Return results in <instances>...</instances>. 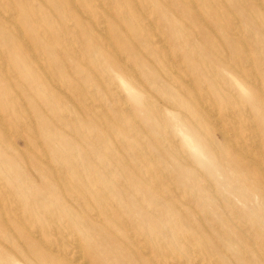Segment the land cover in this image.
<instances>
[{
    "label": "rangeland",
    "instance_id": "1",
    "mask_svg": "<svg viewBox=\"0 0 264 264\" xmlns=\"http://www.w3.org/2000/svg\"><path fill=\"white\" fill-rule=\"evenodd\" d=\"M72 1L0 0V264H68L77 243L98 264H197L207 255L213 264L260 263L251 241L264 246V0ZM188 243L205 252L189 256Z\"/></svg>",
    "mask_w": 264,
    "mask_h": 264
},
{
    "label": "bare ground",
    "instance_id": "2",
    "mask_svg": "<svg viewBox=\"0 0 264 264\" xmlns=\"http://www.w3.org/2000/svg\"><path fill=\"white\" fill-rule=\"evenodd\" d=\"M55 1H57V0H55ZM71 1H72V0H71ZM89 1H90V0H89ZM92 1H93V0H92ZM95 1H96V0H95ZM100 1H101V0H100ZM135 1H136V0H135ZM162 1H163V0H162ZM239 1H240V0H239ZM242 1H244V0H242ZM259 1H260V0H259ZM5 2H6V1H5ZM11 2H12V1H11ZM72 2H73V4L76 5V3H74V1H72ZM78 2H79V1H78ZM86 2L88 3L87 0H86ZM192 2H193V0H192ZM36 3H37V2H36ZM36 3H35V4H36ZM58 3H59V2H58ZM81 3H82V2H81ZM81 3L78 4V6L81 5V7H82V4H81ZM100 3H101V2H100ZM216 3H217V2H216ZM223 3H224V2H223ZM260 3H261V1H260ZM260 3H259V4H260ZM4 4H5V3H4ZM73 4H72V5H73ZM88 4H89V3H88ZM106 4H107V3H106ZM112 4H113V3H112ZM112 4H110V6H111ZM147 4H148V3H147ZM147 4H146V5L144 4V5H145L146 7H148ZM244 4H245V3H244ZM244 4H243V5H244ZM32 5H33V4H32ZM36 5H37V4H36ZM49 5H50V4H49ZM54 5H56V3H54ZM58 5H59V4H58ZM160 5H161V4H160ZM169 5H170V4H169ZM169 5H168V6H169ZM221 5H222V4H221ZM260 5H261V4H260ZM60 6H61V5H60ZM84 6H85V5H84ZM93 6H94V5H93ZM97 6H98V4H97ZM100 6H102V3L99 4V7H100ZM110 6H109V7H110ZM136 6H137V4H136ZM150 6H151V5H150ZM263 6H264V5H263ZM41 7H42V6H41ZM49 7H51V5H50ZM113 7H114V5H113ZM138 7H139V5H138ZM138 7H137V8H138ZM191 7H193V6H191ZM202 7H203V6H202ZM245 7H247V6L245 5ZM261 7H262V6H261ZM66 8H67V7H66ZM71 8H72V7H71ZM77 8H79V7H77ZM194 8H196V7L194 6ZM218 8H219V7H218ZM218 8H216V9H218ZM254 8H255V7H254ZM254 8H253V9H254ZM2 9H3V8H2ZM2 9H1L0 11H2ZM29 9H30V8H29ZM84 9H85V8H84ZM84 9H83V10H84ZM103 9H104V8H103ZM107 9H108V8H107ZM196 9H197V8H196ZM70 10H71V9H70ZM110 10H111V7H110ZM134 10H135V9H134ZM134 10H133V11H134ZM147 10H148V9H146V11H147ZM149 10L151 11V9H149ZM254 10H255V9H254ZM11 11H12V10H11ZM20 11H21V8H20ZM66 11H67V10H66ZM71 11H72V10H71ZM73 11L75 12V9H73ZM79 11H80V9H79ZM85 11H86V9H85ZM93 11H94V10H93ZM105 11H106V10H105ZM107 11H108V10H107ZM137 11H138V10H137ZM139 11H140V10H139ZM154 11H155V10H154ZM255 11H256V10H255ZM8 12H9V11H8ZM54 12H55V11H54ZM69 12H70V11H69ZM88 12H89V11H88ZM256 12H257V11H256ZM2 13H3V12H2ZM9 13H10V12H9ZM36 13H37V11H36ZM55 13H56V12H55ZM70 13H71V12H70ZM70 13H68V14H70ZM80 13H82V11H80ZM83 13H85V12L83 11ZM89 13H90V12H89ZM89 13H88V14H89ZM112 13H113V12H112ZM170 13H171V12H170ZM228 13H229V12H228ZM14 14H15V13H14ZM14 14H13V15H14ZM90 14H91V13H90ZM109 14H110V13H109ZM119 14H120V13H119ZM142 14H143V13H142ZM186 14H187V13H186ZM10 15H11V13H10ZM10 15H8V16L6 15L7 19H9V16H10ZM16 15H17V14H16ZM81 15H82V14H81ZM86 15H87V12H86ZM123 15H124V14H123ZM134 15H135V14H134ZM165 15H166V14H165ZM165 15H164V17H165ZM257 15H259V14H257ZM261 15L263 16V13L260 14V16H261ZM14 16H15V15H14ZM14 16H13V17H14ZM70 16H71L73 19H74V18L76 19V16H75V15H73V16L70 15ZM94 16H95V15H94ZM102 16H103V15H102ZM125 16H126V15H125ZM135 16H137V15H135ZM168 16H169V15H168ZM11 17H12V16H11ZM13 17H12V19H14ZM59 17H60V16H59ZM62 17H63V16H62ZM99 17H101V15H100ZM103 17H104V16H103ZM123 17H124V16H123ZM156 17H157V16H156ZM234 17H236V16H233V19H234ZM255 17H257V16H255ZM17 18H18V17H17ZM53 18H54V17H53ZM65 18L68 19L67 17H65ZM65 18H63V20H64ZM77 18H78V17H77ZM94 18H95V17H94ZM180 18H181V17H180ZM15 19H16V18H15ZM38 19H39V18H38ZM57 19H58V18H57ZM75 19H74L73 21H76V22H77L78 20H75ZM90 19H91V18H90ZM101 19H102V18H101ZM117 19H118V18H117ZM141 19H142V18H141ZM154 19H155L154 21L156 22V18H154ZM157 19H158V18H157ZM16 20H17V19H16ZM36 20H37V19H36ZM58 20H59V19H58ZM69 20H71V19H69ZM88 20H89V19H88ZM102 20H103V19H102ZM105 20H107V19H105ZM121 20H122V19H121ZM177 20H178V19H177ZM203 20H204V18H203ZM203 20H202V21H203ZM262 20H263V19H262ZM10 21H12V20H10ZM41 21H42V19H41ZM41 21H40V22H41ZM59 21H60V20H59ZM71 21H72V20H71ZM90 21H91V20H90ZM97 21H99V18H98ZM100 21H101V20H100ZM103 21H104V20H103ZM119 21H120V20H119ZM139 21H140V19H139ZM139 21H138V23H139ZM2 22H3V21H2ZM12 22H13V21H12ZM15 22H16V21H15ZM37 22H38V21H37ZM60 22H61V21H60ZM163 22H164V20H163ZM237 22H238V21H237ZM237 22H236V23H237ZM0 23H1V22H0ZM6 23H7V22H6ZM43 23H44V22H43ZM46 23H47V22H46ZM46 23H44V24H46ZM54 23H55V22H54ZM54 23H53V24H54ZM65 23H66V21H65ZM65 23H64V24H65ZM69 23H70V21H69ZM78 23H79V22H78ZM83 23H84V22H82V24H83ZM85 23H86V22H85ZM91 23H92V22H91ZM91 23H90V24H91ZM97 23H99V25H100L102 22H101V23H100V22H97ZM141 23H142V22H141ZM149 23H150V22H149ZM179 23H180V22H178V24H179ZM212 23H213V22H212ZM2 24H3V23H2ZM15 24H16V23H15ZM19 24H20V22H19ZM21 24H22V23H21ZM21 24H20V25H21ZM41 24H42V23H41ZM58 24H59V23H58ZM79 24H81V23H79ZM93 24H94V23H93ZM104 24H106V23L104 22ZM122 24H123V23H122ZM238 24H239V23H238ZM261 24H262V22H261ZM261 24H260V25H261ZM23 25H24V24H23ZM50 25H51V24H50ZM50 25H49V26H50ZM69 25H71V24H69ZM72 25H73V24H72ZM75 25H76V24H75ZM95 25H96V24H95ZM145 25H146V23H145ZM156 25H157V24H156ZM160 25H161V24H160ZM160 25L158 24L157 27L159 28ZM243 25H244V24H243ZM8 26L10 27V25H8ZM16 26H17V24H16ZM27 26H28V25H27ZM49 26H48V28H49ZM53 26H56V25H53ZM63 26H64V25H63ZM90 26H91V25H90ZM100 26H102V25H100ZM161 26H162V25H161ZM181 26H183V25H181ZM226 26H227V25H226ZM18 27H19V26H18ZM23 27H24V26H23ZM67 27H68V26H67ZM67 27H66V28H67ZM73 27H74V26H73ZM73 27H72V29H73ZM94 27H95V26H94ZM96 27H97V26H96ZM102 27H106V26H102ZM151 27H152V26H151ZM183 27H185V26H183ZM187 27H188V26H187ZM236 27H237V26H236ZM236 27H235V28H236ZM262 27H263V26H262ZM55 28H56V27H55ZM66 28H64V29H66ZM97 28H98V27H97ZM130 28H131V27H130ZM237 28H238V27H237ZM56 29H58V28H56ZM59 29H60V27H59ZM59 29H58L57 31H59ZM62 29H63V28H62ZM74 29H75V28H74ZM98 29H99V28H98ZM100 29H101V28H100ZM103 29H105V28H103ZM159 29H161V28H159ZM186 29H187V28H186ZM37 30H38V29H37ZM39 30H40V29H39ZM83 30H84V29H83ZM124 30H125V29H124ZM144 30H145V29H144ZM150 30H151V29H150ZM150 30H149V31H150ZM152 30H153V29H152ZM235 30H236V29H235ZM240 30H241V27H240L239 31H240ZM42 31H43V30H42ZM62 31H63V30H62ZM62 31H61V32H62ZM67 31H68V29H67ZM74 31H75V30H74ZM74 31H72V32H74ZM76 31H77V29H76ZM97 31H98V30H97ZM147 31H148V30H147ZM161 31H162V29H161ZM161 31H160V33H161ZM187 31H189V29H188ZM232 31H233V30H232ZM247 31L249 32V30H247ZM20 32H21V31H20ZM32 32H33V31H32ZM37 32H38V31H37ZM50 32H51V31H50ZM65 32H66V31H65ZM68 32H70V31H68ZM236 32H237V31H236ZM13 33H14V32H13ZM23 33H24V32H22V34H23ZM33 33H34V32H33ZM44 33H45V34L48 33V31H46V28H45ZM51 33H52V32H51ZM62 33H64V32H62ZM88 33H89V32H88ZM103 33H104V30H103ZM151 33H152V34H156V33H154L153 31L150 32V34H151ZM162 33H163V32H162ZM189 33H191V31H189ZM192 33H193V32H192ZM192 33H191V34H192ZM237 33H238V32H237ZM262 33H264L263 30H262ZM17 34H18V33H17ZM20 34H21V33H20ZM20 34H19L18 37H20ZM22 34H21V35H22ZM52 34H53V33H52ZM54 34H55V33H54ZM54 34H53V35H54ZM64 34H65V33H64ZM64 34H63V35H64ZM106 34H107V33H106ZM163 34H165V33H163ZM235 34H236V33H235ZM238 34H239V33H238ZM253 34H254V33H253ZM33 35H34V34H32L31 37H35V36H33ZM46 35H47V34H46ZM48 35H49V34H48ZM48 35H47V36H48ZM55 35H56V34H55ZM63 35H62V36H63ZM66 35H68V33H67ZM66 35H65V36H66ZM73 35H74V33H73ZM75 35H76V33H75ZM77 35H78V34H77ZM240 35H241V34H240ZM37 36H38V35H37ZM95 36H96V34H95ZM106 36H107V35H106ZM106 36H105V37H106ZM108 36H109V34H108ZM149 36H150V35H149ZM152 36H155V35H152ZM181 36H182V35H181ZM218 36H219V35H218ZM241 36H242V35H241ZM247 36H248V37L250 36V38H251V36H254V35H250V34L248 35V34H247ZM24 37H25V35H24ZM31 37H30V38H31ZM51 37H52V35H51ZM56 37H57V35H56ZM73 37H74V36H73ZM96 37L98 38V36H96ZM111 37H112V36H111ZM111 37L109 36V38H111ZM161 37H162V36H161ZM173 37H174V36H173ZM261 37L264 38V36H261ZM66 38H67V37H66ZM76 38H77V37H76ZM149 38H151V37H149ZM179 38H180V37H179ZM4 39H5V38H4ZM20 39H22V38H20ZM20 39H19V40H20ZM24 39H25L24 41H27L26 38H24ZM32 39H33V38H32ZM49 39H50V37L48 38V41H49ZM51 39H52V38H51ZM54 39H55V38H54ZM57 39H58V37H57ZM59 39H60V36H59ZM69 39H70V38H69ZM74 39H75V38H74ZM89 39H90V38H89ZM98 39L100 40V38H98ZM55 40H56V39H55ZM79 40H81L80 37H79ZM92 40H93V38H92ZM103 40H104V39H103ZM114 40H115V39H114ZM163 40H164V39H163ZM215 40H216V39H215ZM24 41H23V42H24ZM35 41H36V40H35ZM58 41H59V40H58ZM58 41H55V42L58 43ZM63 41H64V40H63ZM63 41H62V43H63ZM81 41H82V40H81ZM81 41H80V42H81ZM115 41H116V40H115ZM152 41H153V39H152ZM158 41H159V40H158ZM158 41H157V42H158ZM165 41H166V40H164V42H165ZM216 41H217V40H216ZM21 42H22V41H21ZM31 42H32V41H31ZM44 42H45V41H44ZM72 42H73V41H72ZM74 42H75V41H74ZM80 42L78 41V43H80ZM82 42H83V43H86V41H85V42L82 41ZM99 42H100V41H99ZM102 42H103V41H102ZM108 42H109V41H108ZM155 42H156V41H155ZM159 42H160V41H159ZM161 42H162V41H161ZM161 42H160V43H161ZM166 42H167V41H166ZM166 42H165V44H166ZM217 42H218V41H217ZM60 43H61V42H60ZM70 43H71V42H70ZM240 43L243 44L242 41H240ZM25 44H27V42H25ZM32 44H33V43H31V45H32ZM37 44H38V43H37ZM66 44L68 45V42H67ZM109 44H111V43H109ZM251 44H252V42H251ZM27 45H28V44H27ZM27 45H25L26 48H27ZM33 45H34V44H33ZM63 45H64V44H63ZM61 46H62V45H61ZM70 46H71V44H70ZM73 46H74V45H73ZM110 46H112V45H110ZM247 46H248V45H247ZM29 47H30V46H29ZM29 47H28V48H29ZM62 47H63V46H62ZM66 47L68 48V46H66ZM168 47H169V45H168ZM28 48H27V49H28ZM30 48H31V47H30ZM32 48H33V47H32ZM49 48H50V46H49ZM67 48H66V49H67ZM73 48H75V47H73ZM77 48H78V46H77ZM57 49H58V48H57ZM68 49L70 50V47H69ZM30 50H31V49H30ZM41 50H42V48H41ZM58 50H59V49H58ZM58 50H57V56H58V54L60 53V52H58ZM69 50H68V51H69ZM113 50H114V49H112L111 52H112ZM158 50H160V48H159ZM158 50H157V51H158ZM244 50H245V49H244ZM39 51H40V49H39ZM85 51H86V50H85ZM109 51H110V50H109ZM215 51H217V50H215ZM2 52H3V51H2ZM30 52H31V51H30ZM69 52H71V51H69ZM75 52H76V51H75ZM242 52H243V51H242ZM244 52H245V51H244ZM256 52H257V51H256ZM0 53H1V51H0ZM61 53H62V52H61ZM61 53H60V54H61ZM86 53H87V51H86ZM94 53H95V52H94ZM94 53H93V55H95ZM114 53H115V52H114ZM160 53H161V52H160ZM40 54H41V53H40ZM55 54H56V51H55ZM117 54H118V53H117ZM165 54H166V53H165ZM216 54H217V53H216ZM234 54H235V53H234ZM1 55H2V53H1ZM62 55H63V54H61V55H59V56H62ZM73 55H74V52H73ZM89 55H90V54H89ZM89 55H88V56H89ZM93 55H92V57H93ZM115 55H116V54H115ZM193 55H194V54H193ZM193 55H192V56H193ZM211 55H212V54H211ZM259 55L261 56V54H259ZM30 56H31V55H30ZM33 56H34V55H33ZM33 56H32V58H35V57H33ZM42 56H43V54H42ZM116 56H117V55H116ZM170 56H171V54H170ZM176 56H178V54H177ZM194 56H195V55H194ZM226 56H227V55H226ZM231 56H232V55H231ZM231 56H230V57H231ZM1 57H3V55H2ZM40 57H41V56H40ZM76 57H77V56H76ZM78 57H79V55H78ZM84 57H85V56H84ZM118 57H119V56H117V58H118ZM247 57H249V55H248ZM247 57H246V58H247ZM262 57H263V56H262ZM119 58H121V57H119ZM126 58H127V57H126ZM126 58H124V59L126 60ZM263 58H264V57H263ZM263 58H261V59H263ZM35 59H36V58H35ZM47 59H48V58H47ZM47 59H46V60H47ZM78 59H80V57H79ZM85 59H87V58H85ZM124 59H123V60H124ZM167 59H168V58H167ZM175 59H176V58H175ZM201 59H202V58H201ZM201 59H200V60H201ZM39 60H40V59H39ZM44 60H45V59H44ZM94 60H96V59H94ZM123 60H122V61H123ZM202 60L204 61V59H202ZM237 60H238V58H237ZM30 61H31V60H30ZM41 61H42V59L40 60V62H41ZM155 61H156V58H155ZM181 61H182V60H181ZM247 61L250 62V60H248V59H247ZM84 62H85V61H84ZM168 62H169V61H168ZM204 62H205V61H204ZM3 63H4V62H3ZM33 63H34V61H33ZM64 63H65V62H63V64H64ZM88 63H89V62H88ZM226 63H228V62H226ZM63 64H62V66H63ZM84 64H86V63H84ZM155 64H156V63H155ZM207 64H208V63H207ZM228 64H229V63H228ZM248 64H249V63H248ZM4 65H5V64H4ZM4 65H3V66H4ZM46 65H47V64H46ZM48 65H49V64H48ZM48 65H47V66H48ZM65 65H66V64H65ZM65 65H64V67H66ZM88 65H90V63H89ZM129 65H130V63H129ZM172 65H173V64H172ZM47 66H46V67H47ZM130 66H131V65H130ZM162 66H163V65H162ZM162 66H161V68H162ZM234 66H235V65H234ZM238 66H239V65H238ZM131 67H132V66H131ZM163 67H164V66H163ZM173 67H174V65H173ZM177 67H178V66H177ZM184 67H185V66H184ZM242 67H245V66L242 65ZM4 68H5V67H4ZM44 68H45V67H44ZM103 68H104V67H103ZM105 68H106V67H105ZM237 68H238V67H237ZM261 68H262V67H261ZM10 69H11V67H10ZM42 69H43V67H42ZM45 69H49V68H45ZM98 69H99V68H98ZM131 69L133 70V68H131ZM175 69H176V66H175ZM240 69H241V68H240ZM249 69H251V67H250ZM262 69H263V68H262ZM103 70H105V69H103ZM125 70H126V68H125ZM172 70H174V68H172ZM177 70H179V69L177 68ZM180 70H181V67H180ZM180 70H179V71H180ZM212 70H213V69H212ZM234 70H237V69L234 68ZM1 71H3V70H1ZM10 71H11V70H10ZM49 71H50V70H49ZM67 71H68V70H67ZM82 71H83V70H82ZM97 71H98V70H97ZM174 71H175V70H174ZM182 71H183V69H182ZM182 71H181V72H182ZM186 71H187V70H186ZM213 71H214V70H213ZM238 71H239V70H238ZM15 72H16V71H15ZM51 72H52V70H51ZM134 72H135V71H134ZM134 72H133V73H134ZM167 72H168V71H167ZM181 72H180V73H181ZM206 72H207V70H206ZM208 72H209V71H208ZM210 72H211V71H210ZM240 72H242V71L240 70ZM247 72H248V71H247ZM3 73H4V72H3ZM11 73H12V72H11ZM49 73H50V72H49ZM53 73H54V72H53ZM125 73H126V72H125ZM188 73H189V72H188ZM236 73L238 74V72H236ZM57 74H58V73H57ZM72 74H75V73L73 72ZM86 74H87V73H86ZM113 74H114V73H113ZM135 74H136V73H135ZM165 74H166V73H165ZM172 74H173V73H172ZM210 74H211V73H210ZM210 74H209V76H211ZM212 74H213V73H212ZM239 74H240V73H239ZM246 74H247V73H246ZM248 74H250V73H248ZM251 74H252V73H251ZM251 74H250V75H251ZM12 75H14V74L12 73ZM55 75H56V74H55ZM182 75H183V74H181V76H182ZM250 75H249V76H250ZM253 75H255V73L252 74V76H253ZM15 76H16V78L18 77V75H15ZM117 76H119V75H117ZM120 76H121V75H120ZM136 76H137V74H136ZM167 76H168V75H166V77H167ZM229 76H230V75H229ZM239 76H240V75H239ZM252 76H251V77H252ZM11 77H13V76H11ZM110 77H111V75H110ZM171 77H172V75H171ZM211 77H212V76H211ZM240 77H241V76H240ZM245 77H247V76H245ZM253 77H254V76H253ZM253 77H252V78H253ZM256 77H257V76L255 75V78H256ZM54 78H55V77H54ZM137 78H138V77H137ZM167 78H168V77H167ZM186 78H187V77L184 76V79H186ZM216 78H217V76H216ZM236 78H237V77H236ZM249 78H250V77H249ZM252 78H250V79L253 80L254 78H253V79H252ZM119 79L121 80V78H119ZM119 79H118V80H119ZM139 79H140V78H139ZM217 79H218V78H217ZM219 79H220V78H219ZM219 79H218V80H219ZM256 79H257V78H256ZM45 80H46V78H45ZM107 80H109V79H107ZM107 80H106V81H107ZM120 80H119V81H120ZM168 80H172V79L170 78V79H168ZM189 80H190V79H189ZM224 80H226V78H225ZM251 80H249V82H250ZM258 80H259V79H258ZM258 80H257V81H258ZM103 81H105V80H103ZM226 81H227V80H226ZM254 81H256V80H254ZM79 82H80V81H79ZM100 82H101V81H100ZM112 82H113V81H112ZM121 82H122V80H121ZM125 82H126V81H125ZM133 82H135V81H133ZM133 82H132V83H133ZM138 82H139V81H138ZM235 82H236V81H235ZM122 83H123V82H122ZM189 83H190V82H189ZM227 83H228V82H226V84H227ZM236 83H237V82H236ZM251 83H252V82H251ZM57 84H58V83H57ZM57 84L55 83V86L58 87L59 85H57ZM108 84H109V83H108ZM125 84H126V83H125ZM140 84H141V83H140ZM226 84H225V85H226ZM230 84H231V82H230ZM116 85H117V84H116ZM126 85H128V84H126ZM126 85H125V87H126ZM174 85H175V84H174ZM231 85H232V84H231ZM246 85H247V84H246ZM258 85H260V84H258ZM117 86H118V85H117ZM233 86H234V85H233ZM94 87H95V86H94ZM103 87H104V86H103ZM140 87H141V86H140ZM140 87H139V88H140ZM112 88H113V87H112ZM117 88H119V87H117ZM117 88H116V89H117ZM246 88H247V87H246ZM263 88H264V87H263ZM84 89H85V88H84ZM93 89L95 90V88H93ZM103 89H104V88H103ZM129 89H130V88H129ZM227 89H228V86H227ZM227 89H226V90H227ZM229 89H230V87H229ZM60 90H61V89H60ZM64 90H65V89H64ZM64 90H63V91H64ZM143 90H144V89H143ZM204 90H206V89H204ZM232 90H233V89H232ZM232 90H230V92H231ZM247 90H248V89H247ZM83 91H84V90H83ZM131 91H133V90H131ZM144 91H145V90H144ZM228 91H229V90H228ZM236 92H237V91H236ZM236 92H234V93H236ZM78 93H79V92H78ZM108 93H109V92H108ZM178 93H179V92H178ZM259 93H260V92H259ZM64 94H65V93H64ZM68 94H69V92H68ZM119 94H120V93H119ZM255 94H256V93H255ZM15 95H17V94H15ZM57 95H59V94H57ZM69 95H70V94H69ZM117 95H118V94H117ZM185 95L187 96V94H185ZM204 95H205V94H204ZM234 95H235V94H234ZM30 96H31V95H30ZM71 96H73V95H71ZM122 96L124 97V95H122ZM227 96H228V95H227ZM252 96H253V95H252ZM256 96H258V95H256ZM11 97H12V96H11ZM11 97H10V100H12ZM13 97H14V96H13ZM13 97H12V98H13ZM31 97H32V96H31ZM149 97H150V96H149ZM160 97H161V96H160ZM160 97H159V98H160ZM208 97H209V99H210V96H208ZM260 97H261V96H259V98H260ZM263 97H264V96L262 95V99L264 100ZM93 98H94V97H93ZM98 98H99V97H98ZM94 99H95V98H94ZM125 99H126V98H125ZM148 99H149V98H148ZM202 99H203V94H202ZM66 100H67V99H66ZM95 100H97V99H95ZM98 100H99V99H98ZM151 100L154 101V99H152V97H151ZM197 100H198V99H197ZM203 100H204V99H203ZM211 100H212V99H211ZM254 100H255V98H254ZM14 101H15V100H14ZM113 101H114V100H113ZM115 101H116V100H115ZM183 101H184V100H183ZM192 101H193V103H195V100L192 99ZM233 101H235V100H233ZM42 102H43V101H42ZM150 102H152V101H150ZM155 102H156V101H155ZM202 102H203V101H202ZM202 102H198V103L201 104ZM204 102H205V101H204ZM69 103H70V102H69ZM196 103H197V102H196ZM97 104L99 105V103H97ZM105 104H106V102H105ZM149 104H150V103H149ZM161 104H162V103H161ZM165 104H167V102H166ZM200 104H199V105H200ZM202 104H203V103H202ZM238 104L240 105V103H238ZM251 104H253V103H251ZM158 105H159V102H158ZM104 106H105V105H104ZM168 106H169V105H168ZM200 106H201V105H200ZM208 106H209V105H208ZM69 107H71V104H70ZM100 107H102V104H101ZM150 107H151V106H150ZM161 107H162V106H161ZM171 107H172V105H171ZM174 107H175V106H174ZM172 108H173V107H172ZM204 108H205V107H204ZM230 108H231V107H230ZM247 108H248V107H247ZM247 108H246V109H247ZM125 109H126V108H125ZM127 109H128L127 111L129 112V108H127ZM147 109H148V108H147ZM164 109H165V108H164ZM201 109H202V108H201ZM216 109H217V108H216ZM69 110H70V108H69ZM236 110H237V109H236ZM244 110H245V109H244ZM250 110H251V109H250ZM125 111H126V110H125ZM70 112H71V111H70ZM167 112L169 113V111H167ZM204 112H205V111H204ZM217 112H218V111H217ZM205 113H206V112H205ZM41 114H42V113H41ZM63 114H64V113H63ZM228 114H229V113H228ZM248 115H249V114H248ZM116 116H117V115H116ZM170 116H171L172 123L175 125V127H176L180 132H182V134H183V136L186 138V140H187L191 145L195 146V148H197V149H199V150L201 151L200 143H199L198 140L195 138V136L193 135V133L191 132V130L189 129V127H188V126H187V125H186V124H185L180 118H178L177 116H175L173 112H170ZM228 116H229V115H228ZM5 117H6V115H5ZM5 117H4V118H5ZM6 118H8V117H6ZM10 118H11V117H10ZM75 118H76V117H75ZM117 118H118V117H117ZM135 118H136V117H135ZM216 118H217V117H216ZM2 119H3V118H2ZM28 119H29V118H28ZM30 119H31V118H30ZM30 119H29V121H31ZM71 119H73V117H72ZM210 119H211V117H210ZM223 119H224V118H223ZM234 119H235V116H234ZM0 120H1V118H0ZM5 120H6V119H5ZM213 120H216V119L214 118ZM1 121H2V120H1ZM210 121H211V120H210ZM216 122H217V121H216ZM216 122H215V123H216ZM5 123H6V122H5ZM11 123H12V120H11ZM32 123L34 124V122H32ZM104 123H105V122H104ZM117 123H118V122H117ZM217 123H218V122H217ZM219 123H220V122H219ZM219 123H218V124H219ZM222 123H223V122H222ZM237 123H238V122H237ZM6 124H7V123H6ZM8 124H9V123H8ZM21 124L24 125L23 123H21ZM33 124H31V125H33ZM155 124H156V123H155ZM3 125H4V124H3ZM12 125H13V124H12ZM22 125H21V126H22ZM60 126H61V125H60ZM109 126H110V125H109ZM141 126H142V125H141ZM146 126H147V125H146ZM252 126H253V125H252ZM7 127H8V126H7ZM25 127H27L26 124H25L24 128H25ZM133 127H134V126H133ZM14 128H15V126H14ZM21 128H23V127H21ZM221 128H223V126H222ZM236 128H237V127H235V129H236ZM246 128H247V127H246ZM253 128H254V127H253ZM4 129H5V128H4ZM16 129H17V128H16ZM19 129H20V128H19ZM143 129H144V128H143ZM225 129H227V128H225ZM235 129H234V130H235ZM250 129L252 130L251 126H250ZM12 130H13V129H12ZM229 130H231V129H229ZM229 130L227 129L228 132H229ZM234 130H232V131H234ZM8 131H9V130H8ZM18 131H19V130H18ZM254 131H255V130H254ZM6 132H7V131H6ZM84 133H85V132H84ZM216 133H217V132H216ZM249 134H250V133H249ZM32 135H33V134H32ZM36 135H37V134H36ZM72 135H73V134H72ZM118 135H119V137H120V136L122 135V133H121V134L118 133ZM225 135H226V134H225ZM33 136H34V135H33ZM108 137H109V136H108ZM121 137H122V136H121ZM230 137H232V136H230ZM251 137H253V135H252ZM123 138H124V136H123ZM256 138H257V137H256ZM26 139H27V138H26ZM225 139H227V138H225ZM216 140H217V139H216ZM231 140H233V139H231ZM176 141H177V140H176ZM256 141H257V140H255V141H253V142H256ZM260 141H261V140H260ZM258 142H259V141H258ZM243 143H244V142H243ZM250 143H251V142H250ZM250 143H249V144H250ZM35 144H36V142H35ZM220 144H222V143H220ZM220 144H219V145H220ZM16 145H17V144H16ZM38 145H39V144H38ZM140 145H141V144H140ZM222 145H223V146H222ZM222 145H220V146L224 147V144H222ZM253 145H254V147H255V145H257V144L253 143ZM258 145H259V144H258ZM145 146H146V145H145ZM37 147H38V146H37ZM114 147H116V145H115ZM248 147H249V146H248ZM8 148H9V147H8ZM116 148H118V147H116ZM214 148H215V147H214ZM214 148H213V149H214ZM253 149H254V148H252V151H253ZM243 150H244V148H243ZM74 151H76V150H74ZM223 151H224V150H223ZM241 151H242V150H241ZM248 151H251V149L248 150ZM123 153H124V152H123ZM260 153H261V152H259L258 154H260ZM250 154H251V153H250ZM258 154H257V155H258ZM44 155H45V154H43V157H44ZM46 155H47V154H46ZM254 155H255V154H254ZM39 156H40V155H39ZM41 156H42V155H41ZM52 156H53V155H52ZM250 156H252V154H251ZM262 156H263V155H260V157H262ZM43 157H42V158H43ZM252 157H253V156H252ZM30 158H31V157H30ZM30 158H29V160H30ZM44 158L47 159L46 156H45ZM255 158H256V156H255ZM135 159H136V158H135ZM256 159H258V157H257ZM43 160H44V159H43ZM14 162L16 163V161H14ZM16 164H17V163H16ZM20 165H21V164H20ZM117 165H118V164H117ZM125 165H127V164H125ZM32 166H34V165H32ZM104 166H105V165H104ZM19 167H20V166H19ZM72 167H73V166H72ZM119 167H120V166H119ZM59 168H60V167H58V169H59ZM37 169H38V168H37ZM42 169L44 170L45 168H42ZM87 169H88V168H87ZM6 170H7V169H6ZM38 170H40V169H38ZM38 170H35V171H37V173H38ZM40 171H41V170H40ZM258 171H259V170H258ZM46 172H47V171H46ZM72 173H73V172H72ZM27 174H28V173H27ZM41 175H42V174H40V176H41ZM49 175H50V174H49ZM53 175H54V174H53ZM60 175H61V174H60ZM94 175H95V174H94ZM108 175H109V174H108ZM204 175H205V174H204ZM262 175H263V174H262ZM15 176H16V175H15ZM43 176L45 177V175H43ZM46 176H47V175H46ZM165 176H166V175H165ZM11 177H12V176H11ZM30 177H31V176H30ZM62 177H63V176H61V178H62ZM94 177H95V176H94ZM111 177H112V176H111ZM114 177H115V176H114ZM261 177H263V180H264V176H261ZM35 178H36V177H35ZM61 178H60V179H61ZM167 178H168V177H167ZM54 179H55V176H54ZM15 180H16V179H15ZM56 180H58V178H56ZM62 180H63V182H65L64 179H62ZM31 181H32V180H31ZM18 182H19V181H18ZM84 182H85V181H84ZM98 182H99V181H98ZM121 182H122V181H121ZM121 182H120V183H121ZM60 183H61V180H60ZM1 184H2V183H1ZM17 184H18V183H17ZM53 184H54V183H53ZM74 184H75V183H74ZM91 184H92V183H91ZM97 184H98V183H97ZM205 184H206V183H205ZM19 185H20V183H19ZM19 185H18V186H19ZM58 185H59V184H58ZM58 185H57V186H58ZM72 185H73V184H72ZM98 185H99V184H98ZM108 185H109V182H108ZM110 185H111V184H110ZM125 185H126V184H125ZM131 185H132V184H131ZM206 185H207V184H206ZM65 186H66V185H65ZM79 186H80V185H79ZM100 186H101V185H100ZM111 186H112V185H111ZM26 187H27V186H26ZM34 187H35V186H34ZM54 187H55V186H54ZM72 187H73V186H72ZM206 187H207V186H206ZM59 188H60V187H59ZM68 188H71V187H67L66 189L68 190ZM102 188H103V187H102ZM159 188H160V186H159ZM163 188H165V187H163ZM163 188H162V189H163ZM172 188H173V187H172ZM7 189H8V188H7ZM36 189H37V188H36ZM71 189H72V188H71ZM210 189H211V188H210ZM4 190H5V189H4ZM23 190H24V189H23ZM60 190H61V189H60ZM94 190H95V189H94ZM96 190H97V188H96ZM165 190H166V188H165ZM218 190H219V189H218ZM20 191H22V190H20ZM167 191H168V190H167ZM212 191H213V190H212ZM2 193H3V192H2ZM21 193H22V192H21ZM23 193H25V192H23ZM5 194H6V193H5ZM85 194H86V193H85ZM89 194H90V193H89ZM99 194H100V193H99ZM107 194H108V192H107ZM11 195H12V194H11ZM86 195H87V194H86ZM178 195H179V194H178ZM61 196H62V195H61ZM74 196H75V195H74ZM105 196H106V195H105ZM173 196H174V195H173ZM263 197H264V196H263ZM0 198H1V194H0ZM6 198H7V197H6ZM170 198H171V196H170ZM1 199H2V198H1ZM3 199H4V198H3ZM10 199H12V197H10ZM26 199H27V198H26ZM43 199H44V198H43ZM58 199H59V198H58ZM69 199H70V198H69ZM76 199H77V198H76ZM80 199H81V197H79L78 200L80 201ZM101 199H102V198H101ZM103 199H104V198H103ZM103 199H102V200H103ZM139 199H140V198H139ZM139 199H138V200H139ZM12 200H13V199H12ZM78 200H77V201H78ZM83 200H85V199L83 198ZM262 200H263V199H262ZM13 201H14V200H13ZM30 201H31V200H30ZM69 201H70V200H69ZM260 201H261V200H260ZM10 202H11V201H10ZM14 202H15V201H14ZM11 203H12V202H11ZM86 203H87V201H86ZM186 203H187V202H186ZM16 204H17V203H16ZM59 204H60V203H59ZM77 204H78V203H77ZM95 204H96V203H95ZM97 204H98V203H97ZM97 204H96V205H97ZM103 204H104V203H103ZM187 204H188V203H187ZM22 205H23V204H22ZM144 205H145V204H144ZM167 205H168V204H167ZM177 205H178V204H177ZM0 206H1V205H0ZM8 206H10V204H8ZM12 206H13V204H12ZM19 206H20V204H19ZM97 206H98V205H97ZM1 207H2V206H1ZM14 207H15V206H14ZM16 207H17V206H16ZM6 208H7V207H6ZM9 208H10V207H9ZM101 208H102V207H101ZM3 209H4V208H3ZM3 209H2V211H3ZM7 209H8V208H7ZM12 209H13V208H12ZM15 209H16V210H17V209L20 210V208H15ZM28 209H29V208H28ZM0 210H1V209H0ZM25 210H26V209H25ZM78 210H79V208H78ZM187 210H188V209H187ZM13 211H15V210H13ZM13 211H12V212H13ZM21 211H22V210H21ZM50 211H51V210H50ZM108 211H109V210H108ZM222 212H223V211H222ZM234 212H235V211H234ZM19 213H20V212H19ZM86 213H87V212H86ZM94 213H95V212H94ZM96 213H97V212H96ZM20 214H22V213H20ZM185 214H187V213H185ZM261 214H262V213H261ZM4 215H5V214H4ZM97 215H98V214H97ZM205 215H206V214H205ZM61 216H62V215H61ZM76 216H77V215H76ZM92 216H94V215H92ZM206 216H209V215H206ZM197 217H198V216H197ZM15 218H16V217H15ZM19 218H20V217H19ZM188 218H189V217H188ZM20 219H22V218H20ZM94 219H97V218H94ZM176 219H177V218H176ZM189 219H190V218H189ZM226 219L229 220V218H227V217H226ZM226 219H225V220H226ZM5 220H6V219H5ZM15 220H16V219H15ZM17 220H18V218H17ZM54 220H55V219H54ZM190 220H191V219H190ZM201 220H202V219H201ZM6 221H7V220H6ZM98 221H99V220H98ZM100 221H101V220H100ZM235 221H236V220H235ZM235 221H234V222H235ZM252 221H253V220H252ZM1 222H2V221H1ZM7 223H8V222H7ZM236 223H237V221H236ZM252 223H253V222H252ZM20 224H21V223H20ZM240 224H241V223H240ZM253 224H254V223H253ZM2 225H3V224H2ZM128 225H129V224H128ZM236 225H237V224H236ZM7 226H8V224H7ZM7 226H6V227H7ZM214 226H216V225H214ZM223 226H224V225H223ZM237 226H238V225H237ZM240 226H242V225H240ZM240 226H238V227H240ZM9 227H10V226H9ZM48 227H49V225H48ZM217 227H218V226H217ZM256 227H257V226H256ZM3 228H5L4 225H3ZM36 228H37V227H36ZM38 228H39V227H38ZM225 228H226V227H225ZM39 229H40V228H39ZM226 229H227V228H226ZM241 229H242V228H241ZM244 229H245V227H244ZM244 229H243V230H244ZM9 230H10V228H8V230H6V231H9ZM175 230H177V229H175ZM11 231H12V230H11ZM34 231H35V230H34ZM55 231H56V230H55ZM117 231H118V230H117ZM221 231H223V230H221ZM2 232H3V231H2ZM243 232H244V231H243ZM3 233H4V232H3ZM8 233H9V232H8ZM35 233H36V232H35ZM38 233H39V232H38ZM60 233H61V232H60ZM70 233H71V232H70ZM165 233H166V232H165ZM181 233H182V232H181ZM251 233H252V232H251ZM257 233H258V232H257ZM39 234H40V233H39ZM39 234H38V235H39ZM52 234H53V233H52ZM76 234H77V233H76ZM259 234H260V233H259ZM262 234L264 235V233H262ZM9 235H10L11 237L13 236V234H11V233H9ZM36 235H37V234H36ZM38 235H37V237H38ZM68 235H69V234H68ZM166 235H169V234H166ZM176 235H177V234H176ZM181 235H183V234H181ZM191 235L194 236V234H192V233H191ZM249 235H250V233H249ZM249 235H247V236H249ZM6 236H7V235H6ZM6 236L4 235L3 237H6ZM128 236H129V235H128ZM131 236H132V235H131ZM131 236H130V237H131ZM169 236H170V235H169ZM174 236H175V234H174ZM177 236H178V235H177ZM195 236H196V238H197L198 235H195ZM211 236H212V235H211ZM261 236H262V235H261ZM0 237H1V236H0ZM132 237H133V236H132ZM185 237H186V234H185L184 238H185ZM188 237H189V236H188ZM188 237H186V238H188ZM229 237H230V236H229ZM1 238H2V237H1ZM1 238H0V239H1ZM6 238H8V236H7ZM9 238H10V237H9ZM12 238H14V236H13ZM35 238H36V237H35ZM53 238H54V237H53ZM139 238H140V237H139ZM176 238H177V237H175L174 239H176ZM180 238H181V237H180ZM191 238H192V237H191ZM191 238H190V240H186V241H191ZM232 238H233V236H232ZM82 239H83V238H82ZM177 239H178V238H177ZM177 239H176V240H177ZM181 239H182V238H181ZM233 239H234V238H233ZM252 239H253V237H252ZM263 239H264V238H263ZM40 240H41V239H40ZM55 240H56V239H55ZM55 240H54V241H55ZM61 240H62V238H61ZM61 240H59V243L61 242ZM154 240H155V239H154ZM204 240H205V239H204ZM254 240H255V239H254ZM7 241H8V240H7ZM10 241H11V238H10ZM10 241H9V242H10ZM13 241H14V240H13ZM45 241H46V240H45ZM48 241H49V240H48ZM54 241H53V242H54ZM75 241H76V240H74V242H75ZM78 241H79V240H78ZM123 241H125V240H123ZM128 241H129V240H128ZM143 241L145 242V240H143ZM148 241H149V240H148ZM158 241H159V239H158ZM167 241H169V240H167ZM167 241H166V242H167ZM177 241H178V240H177ZM179 241H180V239H179ZM179 241H178V242H179ZM182 241H183V240H182ZM186 241H185V242H186ZM198 241H199V240H198ZM2 242H3V240H2ZM11 242H12V241H11ZM53 242H52V243H53ZM66 242H67V241H66ZM178 242H176V243H178ZM192 242H193V240H192ZM192 242H191V243H192ZM255 242H256V240H255ZM255 242H254V241H253V242L251 241V244H252V247H253V249H254L255 254H256L257 251H261V252H259L260 256H261V254L264 255V246H261V248L258 249L257 246H256V243H255ZM16 243H17V242H16ZM16 243H15V244H16ZM43 243H44V242H43ZM61 243H62V242H61ZM68 243H69V242H68ZM84 243H85V241H84ZM146 243H147V242H146ZM161 243H162V241H161ZM167 243H168V242H167ZM170 243H171V242H170ZM173 243H174V241H173ZM22 244H23V242H22ZM49 244H50V245H49ZM49 244H47V245H48V246H47L46 243H45V244H44V247H49V246H51V242H49ZM57 244H58V243H57ZM73 244H74V243H73ZM162 244H163V243H162ZM261 244H263V243H261ZM76 245H77V246H75V248H77V249H76L75 251H77V252H75V253H77L78 255H73V256H72V257H74V258H73V261L70 262V263H68V264H98V262H97L98 260H97L95 257H94V258H91V257L86 256L85 254H83V252H82V253H79V249H80V250L83 249L80 243H77ZM82 245H83V244H82ZM139 245H140V244H139ZM179 245H180V242H179ZM187 245H188V246H187V249H186V250H187V252L189 253V256H190L191 254H193V252H195V251H199V252L201 251V253H202V250H203V249H200L199 247H198V248H196V247L193 248V245L191 246L189 243H188ZM219 245H220V244H219ZM263 245H264V244H263ZM12 246H13V245H12ZM59 246H60V248H61L62 244L59 245ZM70 246H71V245H70ZM73 246H74V245H73ZM83 246H84V245H83ZM86 246H87V244H86ZM143 246H144V245H143ZM149 246H150V243H149L148 247H149ZM157 246H158V245H157ZM161 246H162V245H161ZM177 246H178V245H177ZM182 246H184V245H181L180 247H182ZM196 246H197V245H196ZM201 246H202V245H201ZM201 246H200V247H201ZM220 246L222 247V245H220ZM7 247H8V246H7ZM139 247H141V245H140ZM172 247H173V244H172L171 247H169V249L172 248ZM180 247H179V248H180ZM185 247H186V246H184V248H185ZM13 248H14V247H13ZM60 248H59V250H60ZM142 248H144V247H142ZM157 248H158V247H157ZM179 248H178V249H179ZM222 248H224V247H222ZM1 249H2V248H1ZM65 249H66V247H65ZM65 249H64V250H65ZM148 249H149V248H148ZM173 249H175V248L173 247L172 249H170L171 252H173V251H172ZM15 250H16V248H15ZM41 250H42V249H41ZM53 250H54V249H53ZM59 250H54V251L58 253L57 255H60V256L62 257L63 255H62V253H61ZM72 250H73V249H72ZM184 250H185V249H183V251H184ZM18 251H19V249H18ZM18 251H16V253H17ZM20 251H21V250H20ZM51 251H52V250H51ZM66 251H67V250H66ZM69 251H70V250H68L67 252H69ZM176 251H177V250H176ZM176 251L174 250V252H176ZM183 251H182V252H183ZM203 251H204V250H203ZM22 252H23V251H22ZM31 252H32V251H31ZM63 252H64V251H63ZM70 252H71V251H70ZM72 252H73V251H72ZM85 252H87V251H85ZM89 252H90V251H89ZM174 252H173V253H174ZM184 252H185V251H184ZM204 252H205V251H204ZM204 252H203V253H204ZM3 253H4V250H3ZM23 253H24V252H23ZM133 253H134V252H133ZM177 253H178V252H177ZM209 253H210V252H209ZM237 253H238V252H237ZM239 253H241V252H239ZM248 253H249V252H248ZM17 254H18V253H17ZM19 254H20V253H19ZM66 254H67V253H66ZM69 254H70V253H68V256H69ZM90 254H91V253H90ZM148 254H149V251H148ZM164 254H165V252H164ZM167 254H169V253H167ZM167 254H166V255H167ZM199 254H200V253H199ZM242 254H243V253H242ZM242 254H241V255H242ZM57 255H54V254L52 253L51 256H50V258H54V256H57ZM87 255H88V253H87ZM174 255H175V254H174ZM174 255H173V256H174ZM184 255H185V254H184ZM184 255H183V256H184ZM196 255H197V254H196ZM196 255H195V256H196ZM9 256H10V254H9ZM65 256H66V255H65ZM70 256H71V255H70ZM136 256H137V255H136ZM178 256H179V255H178ZM178 256H177V257H178ZM181 256H182V255H181ZM181 256H180V257H181ZM185 256H186V255H185ZM189 256H188V257H189ZM246 256H247V255H246ZM163 257H164V256H163ZM177 257H175V258H177ZM198 257H199V256H198ZM201 257H203V256L201 255ZM201 257H200V258H201ZM226 257H227V256H226ZM247 257H249V256H247ZM257 257L260 259L262 256L259 257V255H258ZM7 258H8V257H7ZM11 258H12V257H11ZM69 258H70V257H69ZM173 258H174V257H173ZM184 258H185V257H184ZM56 259H57V258H56ZM138 259H139V257H138ZM177 259H178V258H177ZM186 259H187V258H186ZM189 259H190V258H189ZM192 259H193V258H192ZM261 259H263V260H262L260 263H257V260H256V263H255V264H264V256H263ZM161 260H162V259H161ZM179 260H180V259H179ZM183 260H184V259H183ZM187 260H188V259H187ZM198 260H199V259H198ZM213 260H216V259H213ZM14 261H15V264H27L24 260H22V259H20V258H18V257H15V258H14ZM69 261H71V260H69ZM192 261H193V260H192ZM217 261H218V259H217ZM187 262H188V261H187ZM61 263H63V262H61ZM61 263H60V264H61ZM154 263H155V262H154ZM171 263H172V262H171ZM29 264H31V263L29 262ZM65 264H67V263H65ZM155 264H156V263H155ZM172 264H173V263H172ZM177 264H178V263H177ZM184 264H185V262H184ZM195 264H196V263H195ZM197 264H213V262L210 261V257L207 255L205 258H201L199 261H197Z\"/></svg>",
    "mask_w": 264,
    "mask_h": 264
}]
</instances>
